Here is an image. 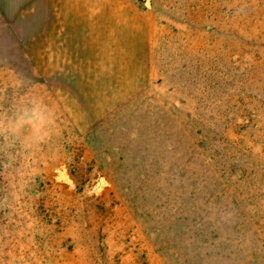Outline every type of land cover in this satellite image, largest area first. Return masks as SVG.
I'll list each match as a JSON object with an SVG mask.
<instances>
[{"label":"rangeland","instance_id":"obj_1","mask_svg":"<svg viewBox=\"0 0 264 264\" xmlns=\"http://www.w3.org/2000/svg\"><path fill=\"white\" fill-rule=\"evenodd\" d=\"M0 264H264V0H0Z\"/></svg>","mask_w":264,"mask_h":264},{"label":"clouds","instance_id":"obj_2","mask_svg":"<svg viewBox=\"0 0 264 264\" xmlns=\"http://www.w3.org/2000/svg\"><path fill=\"white\" fill-rule=\"evenodd\" d=\"M0 138L4 139L5 147L14 145L20 139L16 132L5 126L4 122H0Z\"/></svg>","mask_w":264,"mask_h":264}]
</instances>
